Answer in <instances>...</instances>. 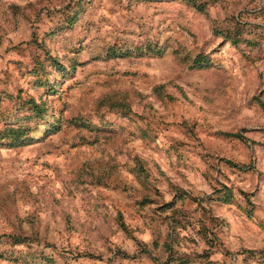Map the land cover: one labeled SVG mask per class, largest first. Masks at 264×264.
I'll return each mask as SVG.
<instances>
[{
  "label": "rangeland",
  "instance_id": "374dc122",
  "mask_svg": "<svg viewBox=\"0 0 264 264\" xmlns=\"http://www.w3.org/2000/svg\"><path fill=\"white\" fill-rule=\"evenodd\" d=\"M8 122L0 264H264V0H0Z\"/></svg>",
  "mask_w": 264,
  "mask_h": 264
},
{
  "label": "trees",
  "instance_id": "16d2710c",
  "mask_svg": "<svg viewBox=\"0 0 264 264\" xmlns=\"http://www.w3.org/2000/svg\"><path fill=\"white\" fill-rule=\"evenodd\" d=\"M185 1L186 3L193 6L196 10L203 12L206 10L208 6H210L215 0H204V1H198V0H181ZM239 24H236L235 28L233 30H226L223 33V37L230 40L233 44L238 43L240 33V28L238 27ZM211 58L204 53L198 54L192 62L194 65H196L198 68L203 67L205 65L211 64ZM54 63H57L56 61ZM25 105L32 111V116L35 118H44L46 115L45 108L42 107L41 104L34 102L33 100H27ZM46 129L43 131V136H46L47 134L53 133L60 128V122L59 120H52L50 122H47ZM34 125V124H33ZM35 129L33 126H24L22 124L15 125L13 122L6 123L1 129H0V145H7L10 147H16L21 145H27L33 142L36 139V135L34 134Z\"/></svg>",
  "mask_w": 264,
  "mask_h": 264
}]
</instances>
